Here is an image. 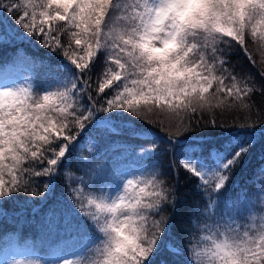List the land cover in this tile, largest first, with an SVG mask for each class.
Masks as SVG:
<instances>
[{
	"label": "snow or ice",
	"instance_id": "1",
	"mask_svg": "<svg viewBox=\"0 0 264 264\" xmlns=\"http://www.w3.org/2000/svg\"><path fill=\"white\" fill-rule=\"evenodd\" d=\"M0 17V47L27 38L63 57L30 60V72L47 78L40 90L31 77L0 84V215L7 201L17 217L38 212L25 197L52 201L47 221L73 239L76 257L55 264H264V215L246 217L241 197L223 195L255 147L254 130L241 137L215 119L201 128L197 116L246 111L251 97H264V0H0ZM237 57L256 72L237 71ZM85 134L89 155L73 166ZM125 135L150 142L112 140ZM161 144L171 184L156 160ZM107 147L155 162L131 177L86 181ZM181 172L200 200L174 230Z\"/></svg>",
	"mask_w": 264,
	"mask_h": 264
},
{
	"label": "trees",
	"instance_id": "2",
	"mask_svg": "<svg viewBox=\"0 0 264 264\" xmlns=\"http://www.w3.org/2000/svg\"><path fill=\"white\" fill-rule=\"evenodd\" d=\"M5 23L11 25L12 29H16L13 20L9 19ZM248 48L257 62H259L261 55L258 45L249 39ZM33 57L43 59L45 63L52 65H58L63 60L60 54L49 53L47 49L42 48L35 40L26 38L21 41L18 39L14 45L0 47V83L9 78H15L20 84H24L31 77V84L34 89L40 90L42 87H46L47 78L43 72H30V60ZM232 63L236 66L237 71H240V65L243 64L244 72H256L255 68L240 57L234 58ZM248 103L252 106L246 111L234 109L231 111L214 110L213 112L197 113L201 128L204 127L205 122L215 119L217 123L227 125L231 133H239L241 137L254 130L256 137L255 147L244 160L242 166L234 173L230 184L223 193L224 198L229 202L237 196L241 197L250 209V213H245L246 217L250 214L264 215V212L257 211L261 207L262 201H264V193L260 192V188L264 187V180H262L264 173L261 172L262 167H264V97L257 93L250 98ZM138 127L147 129L151 134L161 137L162 140L165 138V131H162L159 126L153 127L150 124H139ZM172 131L174 129H170L168 134H172ZM94 135L95 133L93 132ZM216 138L223 139V137ZM112 140L115 141L116 145L130 142L147 146L150 142V137L133 141L125 135L113 137ZM91 142L92 137L85 134L81 141L83 150H80V145H78L77 153L70 158L73 161V166L76 164V155H89L87 149ZM107 143L111 144V141ZM160 152L161 154L156 157V160L163 167L168 175V183L171 184L173 179L171 169L168 167L171 152L164 151V144H161ZM154 162H150L147 159H137L129 152H117L112 147H107L92 161L93 167L87 169L90 176L85 177V180H96L99 175L109 180L122 179L120 173L125 171H130L134 176ZM258 181L260 182L258 183ZM194 184L195 180H187L186 175L181 172L178 184L180 199L175 209L174 230L178 229L189 218L192 214L194 202L200 200V195L194 190ZM60 193L61 189L58 188L57 195L59 196ZM25 198L29 199L30 202L36 201L37 213L32 214L29 212L26 216L17 217L14 211L15 205L11 201H7L3 205L7 209V215H0V261L10 260L16 255L23 253L31 254L34 258L41 261H49L58 254L70 256L74 247L73 239L62 227L57 228L54 225H50L47 221L52 201L45 203L39 197ZM253 205L256 208H253ZM168 212L171 213L172 209L169 208Z\"/></svg>",
	"mask_w": 264,
	"mask_h": 264
},
{
	"label": "rangeland",
	"instance_id": "3",
	"mask_svg": "<svg viewBox=\"0 0 264 264\" xmlns=\"http://www.w3.org/2000/svg\"><path fill=\"white\" fill-rule=\"evenodd\" d=\"M0 84H9V85H13V84H20V82L17 80V79H15V78H9V79H7L6 81H4V82H2V83H0ZM125 176H127V177H131V176H133V174L130 172V171H125L124 173H123V176H122V179L125 177ZM62 257H68V258H70V259H74V258H76V257H73V256H64V255H62V254H58V255H56L54 258H52L51 260H49L50 262H52V264H55V262L58 260V259H60V258H62ZM13 258H15V259H18V260H20V259H36V258H34L33 257V255H31V254H28V253H23V254H19V255H16L15 257H13ZM12 258V259H13ZM11 260V259H10ZM44 262H49L48 260H43Z\"/></svg>",
	"mask_w": 264,
	"mask_h": 264
}]
</instances>
